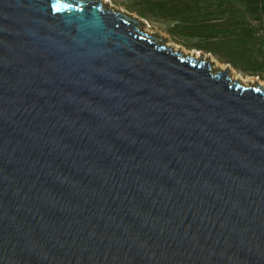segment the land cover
<instances>
[{
  "label": "water",
  "instance_id": "95a60500",
  "mask_svg": "<svg viewBox=\"0 0 264 264\" xmlns=\"http://www.w3.org/2000/svg\"><path fill=\"white\" fill-rule=\"evenodd\" d=\"M0 264H264V85L102 0H0Z\"/></svg>",
  "mask_w": 264,
  "mask_h": 264
},
{
  "label": "trees",
  "instance_id": "16d2710c",
  "mask_svg": "<svg viewBox=\"0 0 264 264\" xmlns=\"http://www.w3.org/2000/svg\"><path fill=\"white\" fill-rule=\"evenodd\" d=\"M188 50L212 54L227 64L237 46L264 28V0H112ZM240 29L247 32L243 36Z\"/></svg>",
  "mask_w": 264,
  "mask_h": 264
},
{
  "label": "crops",
  "instance_id": "0c3cea01",
  "mask_svg": "<svg viewBox=\"0 0 264 264\" xmlns=\"http://www.w3.org/2000/svg\"><path fill=\"white\" fill-rule=\"evenodd\" d=\"M247 31L240 29L239 34L245 35ZM237 46L235 51L227 58V68L237 74L255 78L259 76L264 82V28L255 27L250 38L232 42Z\"/></svg>",
  "mask_w": 264,
  "mask_h": 264
},
{
  "label": "rangeland",
  "instance_id": "374dc122",
  "mask_svg": "<svg viewBox=\"0 0 264 264\" xmlns=\"http://www.w3.org/2000/svg\"><path fill=\"white\" fill-rule=\"evenodd\" d=\"M103 3L105 4V6H107L108 8L113 9L116 12H121L129 17H131V19L135 20L139 26V28L144 31L145 33H148L150 35L156 36L157 38L161 39V41L163 43H165L166 45H168L170 48H174L175 51L179 50L183 53L190 54L192 56H197L198 58L203 57L206 60H209L211 65L213 66V68L215 70H227V64L219 61L218 59H216L215 56H213L212 54L209 53H205L202 51H198V50H188L186 48H184L182 45L174 42L173 40L170 39V37L163 31H161L159 29V27H155L153 28L147 21L139 18L136 14L133 13H129L125 10L124 6L122 5H116L112 0H102ZM199 55V56H198ZM231 75H235L238 78L236 79H240V80H247V81H253L250 82L251 84L253 83H263V79L259 81L256 80V78H249L248 76L245 75H241V74H237L231 70H229ZM242 80V82H243ZM249 83V84H250Z\"/></svg>",
  "mask_w": 264,
  "mask_h": 264
},
{
  "label": "bare ground",
  "instance_id": "6f19581e",
  "mask_svg": "<svg viewBox=\"0 0 264 264\" xmlns=\"http://www.w3.org/2000/svg\"><path fill=\"white\" fill-rule=\"evenodd\" d=\"M199 56V55H198ZM197 57V56H196ZM233 78H238L237 76L233 75ZM243 80V79H242ZM246 82V84H249L250 82L253 81H247V80H243V83ZM261 85H264L263 83H260Z\"/></svg>",
  "mask_w": 264,
  "mask_h": 264
},
{
  "label": "built area",
  "instance_id": "2783aa9c",
  "mask_svg": "<svg viewBox=\"0 0 264 264\" xmlns=\"http://www.w3.org/2000/svg\"><path fill=\"white\" fill-rule=\"evenodd\" d=\"M257 81L260 82L261 78L259 76L255 77Z\"/></svg>",
  "mask_w": 264,
  "mask_h": 264
}]
</instances>
